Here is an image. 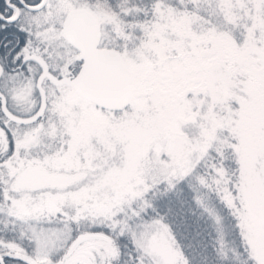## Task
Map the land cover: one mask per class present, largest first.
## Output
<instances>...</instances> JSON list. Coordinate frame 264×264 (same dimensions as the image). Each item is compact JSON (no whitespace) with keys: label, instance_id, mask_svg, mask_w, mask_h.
I'll use <instances>...</instances> for the list:
<instances>
[{"label":"snow or ice","instance_id":"6c2138e0","mask_svg":"<svg viewBox=\"0 0 264 264\" xmlns=\"http://www.w3.org/2000/svg\"><path fill=\"white\" fill-rule=\"evenodd\" d=\"M0 264H264V0H0Z\"/></svg>","mask_w":264,"mask_h":264}]
</instances>
